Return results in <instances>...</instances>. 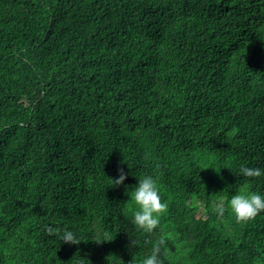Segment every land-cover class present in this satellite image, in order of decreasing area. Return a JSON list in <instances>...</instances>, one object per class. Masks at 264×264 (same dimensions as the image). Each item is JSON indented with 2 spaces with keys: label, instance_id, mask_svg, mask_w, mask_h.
<instances>
[{
  "label": "trees",
  "instance_id": "trees-1",
  "mask_svg": "<svg viewBox=\"0 0 264 264\" xmlns=\"http://www.w3.org/2000/svg\"><path fill=\"white\" fill-rule=\"evenodd\" d=\"M242 164L264 168V0H0V264H129L157 234L164 264H264V212L228 205L264 192Z\"/></svg>",
  "mask_w": 264,
  "mask_h": 264
},
{
  "label": "clouds",
  "instance_id": "clouds-1",
  "mask_svg": "<svg viewBox=\"0 0 264 264\" xmlns=\"http://www.w3.org/2000/svg\"><path fill=\"white\" fill-rule=\"evenodd\" d=\"M239 171L248 178L264 176V168L261 167L242 164ZM138 178V184L128 190V195H130L131 199L126 206L131 212V222L135 225L138 232L156 233L161 223L162 215L166 213L169 205L162 198L158 177L152 174H144L138 176ZM126 179L127 173L121 169L120 175L112 180L114 185H122ZM228 205L238 222H247L264 212V192L254 191L247 186H241L234 195H231ZM215 211L219 217L224 216L225 207L222 202L216 205ZM59 239L73 244H79L83 240L77 232L70 228H64ZM132 243L138 245L136 239H133ZM166 243L167 240L164 235L157 234V238L152 242L149 254L143 256L136 254L129 264H164V255L162 258L161 253H164Z\"/></svg>",
  "mask_w": 264,
  "mask_h": 264
}]
</instances>
